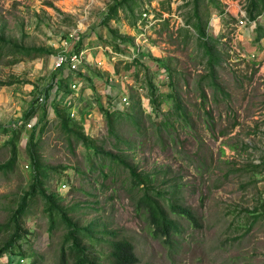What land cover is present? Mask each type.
<instances>
[{
  "label": "rangeland",
  "instance_id": "1",
  "mask_svg": "<svg viewBox=\"0 0 264 264\" xmlns=\"http://www.w3.org/2000/svg\"><path fill=\"white\" fill-rule=\"evenodd\" d=\"M47 2H53L54 6H48ZM65 2H70V6L64 5ZM149 2L138 0V4L132 6L133 12L123 9L119 20L110 22V28L132 39L135 47H123L125 54L119 53L120 57L113 64V76L121 77L109 95L115 98L119 94L115 103L124 109L128 106H123L121 101L128 97L130 109L136 106L138 112L142 111L149 130L141 135L131 124L124 126V137L136 144L131 150L127 146L122 148L139 173L155 177L156 190L152 195L177 221L179 232L169 241L154 236L145 213L138 211V197L142 193L131 191L129 172L109 161L101 166V161L84 146L70 149L56 119L50 122L40 147L44 162L54 168L47 186L62 197L61 204L65 207L77 205L69 216L82 226L96 223L95 238L104 241L84 238L83 242L90 251L102 253L103 264H108L106 256L110 248L106 243L112 239L104 234L107 230L133 240L139 264H264V216L252 225L254 218L248 213L264 203V40L255 41L260 35L255 24L247 22L244 28L236 26L241 19L240 12L246 14L250 0L200 2L207 35L212 38L220 58L215 66L217 82L228 96L210 86V78L203 79L210 73V58L193 28L196 22L193 0L151 1L156 9L169 16V22L157 26L145 41L137 23ZM110 4V0H0V36L12 43L48 50L60 49L70 36H84L86 48H91L92 55L97 54L101 46L117 52L110 44L112 35L101 25ZM216 4L221 5L223 13L215 8ZM258 21L264 31V19ZM249 27L253 28V34L248 47V43L242 41L245 36L242 33ZM238 31L242 44L239 43V48L247 52L244 51L243 58L233 57L230 52L235 43L233 36ZM76 41L79 40H73L67 47L69 51H74ZM14 53L12 45L0 43V83L22 82L12 86L0 84L2 126L12 125L22 117L33 100V86L45 82V78L37 79V70L42 65L43 74L49 67V62L43 60L46 56L42 57L43 62L38 59L9 65L18 59ZM144 53L171 66L185 116L172 117L175 109L173 101L167 98L173 91L168 75L143 57ZM253 53L256 58L252 57ZM137 57L151 69V76L160 90L162 105L156 115L145 87L146 69L125 70ZM116 68L120 70L119 75ZM202 92L208 98L204 105ZM87 100L82 102V107L91 110L92 115L83 123L86 135L107 151H113L115 140L108 133L99 104L95 105L93 97ZM100 101L104 107L109 106V100L104 103L102 97ZM130 109H126L127 112ZM168 117L174 126L156 133L151 123ZM26 135L24 133L19 144L20 161L15 171L0 174V225L7 222L20 196L32 182ZM8 139L0 132V164L10 158ZM93 160L100 164L95 172L90 169ZM98 169L108 175L105 188ZM172 204L191 210L198 226L173 212ZM43 209L44 202L35 200L23 221L29 231L22 242L23 248L27 254L36 256H6L0 264H32L36 259L38 264H59L66 230L59 224L50 232L49 219ZM3 240L4 236L0 238V247Z\"/></svg>",
  "mask_w": 264,
  "mask_h": 264
},
{
  "label": "trees",
  "instance_id": "2",
  "mask_svg": "<svg viewBox=\"0 0 264 264\" xmlns=\"http://www.w3.org/2000/svg\"><path fill=\"white\" fill-rule=\"evenodd\" d=\"M111 4L108 7L107 13L104 15L101 25L106 27L110 34L112 35L113 46L115 51L118 53L125 54L123 47H128L130 45L134 46V41L129 37L122 35L119 30L110 28L111 21L119 20V13L123 9H129L133 12L132 6L138 4V0H110ZM154 1V0H149ZM202 0H193L194 5V18L196 22L193 24V28L198 34V39L200 44L205 48L206 55L209 56V69L210 73L203 77V79L210 78V86H212L217 92L222 93L225 96L228 94L223 90V88L217 82V76L215 72V66L220 62L218 52L215 45L212 43V38H209L206 32V24H204L203 17L200 15V2ZM48 6L53 7V2H47ZM215 8L220 10V4H216ZM264 14V0H250L247 6V17L250 23L257 26L260 35L256 37L255 41L260 43L264 40V31L262 26L257 22V18ZM93 33L96 34L95 30ZM79 41L74 47V52H80L85 49V37L79 36ZM0 43L6 46L12 45L15 48V53L17 55L16 60H12L9 65H15L20 61H34L36 59L42 58L43 56H56V50H48L45 47H26L19 45L17 43H12L11 41H6L0 36ZM135 47V46H134ZM139 54V53H138ZM147 59L154 63L156 68H160L167 73L169 79V85L171 87L172 94L168 95L167 98L173 101V108L175 109L171 113L172 117H183L185 116V107L176 93V83L174 81V72L168 62L148 54ZM143 57H146L145 53ZM143 68L146 69L147 77L145 78V87L148 89L149 103L152 105V111L155 115L160 113L162 102L159 101L160 90L159 87L154 82V77L151 76V69L145 66L142 59L139 57L134 58L132 62L128 63L126 66L127 71L131 68ZM63 72V71H62ZM57 71L53 75L48 86L40 87L39 85L33 86L32 97L33 100L29 104L27 110L24 111L22 117L14 122L12 125L2 126L0 125V132L9 137L6 145L10 147V158L7 162L0 164V174H7L8 172L15 171L19 161H20V150L19 144L24 136L26 139V151L30 161V174L32 182L29 185L28 190L23 192L20 196L19 202L17 203L13 213L9 216L6 223L0 225V238L4 236L3 244L0 247V260L6 256L10 257H21V258H33L36 254H27L23 248V240L29 236V231L24 227V218L29 214L32 204L35 200L41 199L44 202L43 212L48 216L50 223V232L56 229V226L61 224L64 226L66 233L63 235V242L60 249L59 264H103L102 253L98 251H90L86 244L83 242L84 238H89L90 240L103 242L104 239L95 238V226L96 223H90L87 226H82L73 217L69 216V212L74 211L77 205L72 208H67L61 204L62 197L56 192L49 190L48 182L51 177L50 172L53 171V167L47 165L40 153V147L42 145V137L48 129L50 122L54 119L59 120V124L65 132V142L68 144L70 149H75L78 145L84 146L89 151L94 153L96 159L101 161V166L106 165L109 161L112 164L123 167L129 172L132 182V192L137 190L141 192L142 195L139 196L138 200V211L140 213H145V218L150 225V229L153 231L154 236L165 238V240H171L174 233L179 232V224L176 220L172 219L165 209V207L158 201L153 195V191L156 190L154 187L155 177L151 174L139 173L137 168L134 167L128 161V157L125 155L123 146H127L131 150L136 144L134 141L127 140L124 137V132L122 131L124 126L132 125L135 127V131L138 134L146 133L149 130L147 126L142 111L138 112L136 106H132L130 109L126 107H120L115 101L117 97H108L109 107L99 106V110L106 120L108 125V133L112 139L115 140L113 144V151H107L102 145L99 146L93 139H91L85 133V128L82 121L71 118L70 110L73 106L68 107L66 102L63 101L65 97L72 95L71 88L65 84L57 82L58 76L62 73ZM115 72L117 75L120 74L119 68H116ZM140 73V69L137 71ZM80 77H84L83 73H79ZM3 86H12L14 84H22L19 80H12L9 82H1ZM54 91V93H53ZM41 96H45V102L40 103L39 99ZM63 97V98H62ZM80 97V96H79ZM203 99V105L206 104L208 98L207 95L202 92L201 95ZM79 98L77 99L78 102ZM113 101V105H112ZM130 102V101H129ZM126 109H130L127 112ZM91 113V111H81V113ZM141 113V114H140ZM151 118V117H150ZM33 124L31 129H28L29 124ZM152 127L155 128L156 133H161L162 131H167L170 127L174 126L171 123L170 117L164 119L161 122H152ZM117 151L115 153L114 151ZM90 169L95 172L97 170V161H91ZM100 165V164H99ZM98 165V166H99ZM258 166H253L257 168ZM100 171V176H102L103 182L102 187H106V180L108 175L105 174L104 170L98 169ZM158 195L159 192H157ZM173 212L178 213L181 216H185L188 220L198 226L196 217L191 210L180 205H171ZM254 218L252 225L261 217L264 216V203L261 207H258L255 211L248 212ZM104 233V232H103ZM105 235L109 234L112 239L107 241L110 251L108 252L106 258L108 264H139L140 258L137 255V248L132 239L127 236H119L117 231H105ZM28 255H30L28 257ZM32 264H38L37 259L32 262Z\"/></svg>",
  "mask_w": 264,
  "mask_h": 264
},
{
  "label": "crops",
  "instance_id": "3",
  "mask_svg": "<svg viewBox=\"0 0 264 264\" xmlns=\"http://www.w3.org/2000/svg\"><path fill=\"white\" fill-rule=\"evenodd\" d=\"M255 28H256V26L254 27V29ZM244 34H245V36L243 37L244 39L242 41L246 42V43L250 42V40L252 39L253 28L249 27L248 29H246V31H244L242 33V36ZM76 42H75V44H76ZM84 45H85V49H89V48H86L85 43H84ZM247 46L249 47V43ZM89 50H91V48ZM97 50H98L97 54L92 55L91 51H90L86 56V59H87L86 64L87 65H84L81 68V71L79 72V73H83L84 77H80L79 73L74 74L73 72H69L68 69L66 68V69L62 70L63 72L60 71L62 73L58 76V78L56 80V83L57 82L62 83L65 79L63 84H65L69 87L75 82L82 85L81 94H80V97H78L79 98V100H78V113H79L78 119L80 121H82L83 123H86V121H88V117H91L92 111L86 110L85 108H83L82 102H85V101L87 102L88 101L87 99H90L92 97L97 102L95 105L99 104L98 106L102 105L101 104L102 101H100V99L102 97L104 99V103H106V101L108 102V97H111L109 95L110 92H112L113 89L116 88L115 86H118L116 83H118V80L121 77V75H119L118 78H116L115 75L113 76V62L111 61V54H110L108 46H106V48H103L102 46L98 47ZM56 51L58 53L60 51V49H58ZM145 55H146L145 58H147V56H149L146 53H145ZM46 57L47 58H45V59L39 58V60H41V61L43 59L44 61L46 60V62H49V64H48L49 67L47 66L48 68H46V72H43V74H42L41 70L44 68L42 65H41L42 69L40 68L39 70H37L38 71L37 72V79L45 78V82L40 87L48 86V84H47V83H49L48 81L49 80L51 81L53 75L56 74V72H57V71H54V69H53L54 60H55L56 56L52 55L50 57L49 56H46ZM36 60H38V59H36ZM99 61L102 62V64H103L102 67L96 66V64ZM69 80H71V81H69ZM67 81H69V82H67ZM118 91H119V88H118ZM102 92H104V93H102ZM66 98L67 97H65L63 99V101H65ZM112 105H113V101H112ZM107 107H109V106H106V108ZM81 111H91V113L90 112L89 113H85V112L81 113Z\"/></svg>",
  "mask_w": 264,
  "mask_h": 264
},
{
  "label": "built area",
  "instance_id": "4",
  "mask_svg": "<svg viewBox=\"0 0 264 264\" xmlns=\"http://www.w3.org/2000/svg\"><path fill=\"white\" fill-rule=\"evenodd\" d=\"M241 13V19L239 20V24L236 25L237 27L240 26L241 28H244L247 25V22L250 23L249 19L247 18V11L246 14L244 12ZM139 20L137 23V28L140 31V36L144 37V40H148L149 33H152L157 26H159L161 23L164 22H169V16L161 11L160 9H156V6L149 2L146 3L143 12L139 16ZM261 19H264V14L259 16L257 18V21ZM259 22V21H258ZM233 41L235 42L234 45L231 47V54L234 57L236 56H241L242 58L245 57L243 54L245 49L241 47L239 48V43H240V31L235 32L233 36ZM73 40H79V37H74L70 36V38L65 39L63 41V46L60 48V51L57 53L55 60H54V65L53 69L54 71H62L64 69H68L69 72H73L74 74L79 73L81 71V68L86 64V56L87 54L91 51L89 49H83L80 52H74L73 50L69 51L67 47H70L71 42ZM241 44V43H240ZM242 46V44H241ZM100 49V48H99ZM110 54H111V61L113 64H115V61H117V58L120 57L118 52H113V50L109 49ZM246 52V51H245ZM247 53V52H246ZM238 54V55H237ZM252 57L256 58V55L253 53ZM97 67H102L103 64L101 61H99L96 64ZM71 91L72 95H69L65 102L68 107L73 106V108L70 110V116L73 119H78L79 113H78V102L77 99L81 94V89L82 85L79 83L75 82L71 86ZM45 96H41L39 99L40 103L45 102ZM121 104L123 106H129L130 102L128 100V97H123ZM120 105V104H119ZM33 124L28 125V129H31ZM63 187H66V184L63 185Z\"/></svg>",
  "mask_w": 264,
  "mask_h": 264
},
{
  "label": "bare ground",
  "instance_id": "5",
  "mask_svg": "<svg viewBox=\"0 0 264 264\" xmlns=\"http://www.w3.org/2000/svg\"><path fill=\"white\" fill-rule=\"evenodd\" d=\"M76 1V0H75ZM64 5H66V6H70V2H65V4ZM66 9H68L67 7H66Z\"/></svg>",
  "mask_w": 264,
  "mask_h": 264
}]
</instances>
